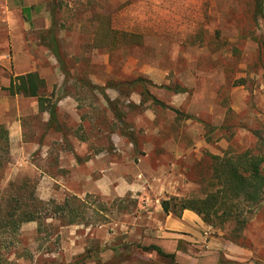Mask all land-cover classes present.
Here are the masks:
<instances>
[{
	"label": "rangeland",
	"instance_id": "374dc122",
	"mask_svg": "<svg viewBox=\"0 0 264 264\" xmlns=\"http://www.w3.org/2000/svg\"><path fill=\"white\" fill-rule=\"evenodd\" d=\"M32 1L31 21L22 10L12 14V56L6 71L0 65V107L6 121L20 116L25 141L0 151L9 159L0 168V203L13 181L25 195L35 187L42 200L75 194L91 224L49 218L40 232L38 221L24 222L0 253L7 264H174L145 249L167 216L179 217L166 214L162 200L203 196L212 156L251 147L255 130H264V21L256 40L245 37L251 0ZM111 9L114 26L142 33V45L94 47V14ZM53 25L69 76L47 45ZM30 71L45 78L47 95L54 92L60 131L47 126L37 98L9 95L10 78ZM138 75L151 81L145 85L158 102L140 84L120 93L110 83ZM96 208L104 223H93ZM199 217L198 233L220 244L224 264H264V205L238 242L229 238L232 225L222 230ZM203 244L181 241L185 255L176 262L204 264L216 249Z\"/></svg>",
	"mask_w": 264,
	"mask_h": 264
},
{
	"label": "trees",
	"instance_id": "16d2710c",
	"mask_svg": "<svg viewBox=\"0 0 264 264\" xmlns=\"http://www.w3.org/2000/svg\"><path fill=\"white\" fill-rule=\"evenodd\" d=\"M249 4L251 8L248 9V14L252 24L244 32L245 37L250 36L256 40L255 27L264 21V0H251ZM32 10H35V6L23 8L27 20ZM114 13L115 11L112 9L107 13L95 12L94 16L98 24L94 32V47L114 50L122 46L142 45L144 37L142 33L120 30L114 26ZM53 27L54 25L48 30L51 41L47 45L59 60L67 76H69L66 63L58 52V40L53 34ZM149 82L151 83L148 78L142 75H138L133 79L119 80V82L110 81L111 85H114L113 87L117 88L120 93H125L123 89L125 85L134 89L133 87L136 84H140L143 93L158 102L155 97L151 96L145 85ZM85 85L92 89H99V86L94 85L90 80L85 82ZM6 89L11 96L22 95L37 98L39 112L49 114L47 126L54 128L56 131L61 130L62 124L59 119L58 101L57 99L53 100L54 92L50 95L45 93L47 82L38 72L32 71L12 76ZM255 133L258 142L253 146L248 148L232 147L225 151L223 155L212 156L210 176L206 180V191L203 192V196H173L164 199L162 200V207L165 213H173L181 217L184 210H192L212 227L224 230L227 225H232V236L228 237L233 241H240L253 217L264 205V130H255ZM1 138L3 142H0V151L4 155H8L10 152L9 132L3 126H0ZM8 163L9 159L7 157H5V160H0V168ZM34 189L35 187L25 195L13 181L9 182L8 187L3 192L2 202L0 203L1 249L4 239L13 237L24 222L38 221V231L40 232L43 231L42 228L49 218L57 219L63 222V225L91 224L89 221L84 223L88 212L85 209V201H82L79 196L75 194L68 195L63 201H57L56 199L42 200L35 194ZM100 210L102 211V208L93 210L96 214L93 218L94 224L104 223L107 219L106 215L101 214ZM3 234H6L5 238H2ZM145 249H152L160 256L172 258L175 261L174 264H179L176 262L175 254L165 252L159 245L151 244L146 246ZM8 261V257L0 253V264H7Z\"/></svg>",
	"mask_w": 264,
	"mask_h": 264
},
{
	"label": "crops",
	"instance_id": "0c3cea01",
	"mask_svg": "<svg viewBox=\"0 0 264 264\" xmlns=\"http://www.w3.org/2000/svg\"><path fill=\"white\" fill-rule=\"evenodd\" d=\"M36 1L32 0H4L3 4V10L0 11V27L3 26V28L0 29V33L3 34V38L0 39V59H5L2 60L0 64L3 70L8 69V64H7V57L8 55L11 57L12 54L10 53V44L12 41L15 39V26H14V14L17 10H22V16L24 20H27L25 18V14L23 13V8L24 7H30V6H35L36 7ZM34 10L28 15V20L31 21V19H34ZM26 22V21H25ZM39 24V23H38ZM45 22L43 25H40V27H44ZM28 27V26H27ZM28 29V28H27ZM9 50V54L4 53L5 50ZM9 57V58H10ZM32 72V71H30ZM27 72H21L17 73L16 75L19 74H24ZM0 126L5 125V128L9 131V138L10 141L13 142L14 139H18L21 142L24 141V136H23V125L21 118H12L9 120H5L4 118V108L0 107ZM8 110V108H7ZM37 111V109H35ZM203 227V221L200 219L199 215L195 213L192 210L186 209L183 211L181 217H174L173 215L167 216L165 220V224L163 226L164 230H161V232L157 233L156 240H154V244L159 245L165 252L170 253V254H175L177 257L180 255H185L183 251L179 249V243L181 241H197V242H202L204 245H207L211 249H216L212 251H207L208 256L205 258L206 261L204 264H210L211 260L215 259L217 261L213 262V264H224L220 260L221 256V246H217L215 248V242L212 239H209L207 235V232L203 235L198 233L199 228ZM191 243V242H190ZM217 245H220L217 243ZM222 245V243H221Z\"/></svg>",
	"mask_w": 264,
	"mask_h": 264
}]
</instances>
